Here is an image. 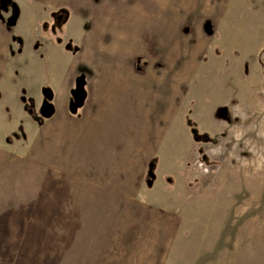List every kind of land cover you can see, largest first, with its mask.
I'll return each instance as SVG.
<instances>
[{"label": "rangeland", "instance_id": "374dc122", "mask_svg": "<svg viewBox=\"0 0 264 264\" xmlns=\"http://www.w3.org/2000/svg\"><path fill=\"white\" fill-rule=\"evenodd\" d=\"M33 9L40 17L44 13L35 32ZM76 22L78 45L70 35L59 36L62 28L71 34ZM56 37L67 40L60 43H67V51H76L67 56L65 50L53 51L43 62V75L47 64H63L60 73L70 74L83 62L105 64L116 80L146 78L147 93H154L155 104L163 100L155 107L164 115L151 116L153 102L144 98L142 116L134 115L141 119L132 125L133 137L140 135L148 146L158 123L169 116L168 130L178 133L162 134L156 147L164 140L158 156L167 164L154 190L157 202H148L158 213L148 208L146 224L161 235L141 263L131 240L109 242L111 258L118 260L111 264H264V0H0V125L5 129L0 141L40 161L51 156L42 138L47 118L39 117L33 94L19 91L34 65L30 60L41 58ZM143 66V76H133V68L141 72ZM178 69L180 82L171 84ZM84 73L78 65L76 81ZM5 84L13 94L3 92ZM192 128L202 136L193 137ZM156 167L149 163V175ZM61 185L42 176L32 189L44 193ZM29 237L34 255H0V264H71L63 252L57 257L48 250L45 256L38 238ZM94 238L89 244L86 236H61L63 244L77 248V264H110L101 237L94 233Z\"/></svg>", "mask_w": 264, "mask_h": 264}, {"label": "crops", "instance_id": "0c3cea01", "mask_svg": "<svg viewBox=\"0 0 264 264\" xmlns=\"http://www.w3.org/2000/svg\"><path fill=\"white\" fill-rule=\"evenodd\" d=\"M32 14V28L35 32L34 26L40 24L38 20L44 21V13L40 17L37 15L40 13L33 9ZM79 28L80 25L76 22L71 34H68L67 28H62V33L58 31L59 36L70 35L78 45V32L81 30ZM56 38L55 43H51L42 52L43 58L34 55L33 60H30L34 65L27 71L26 87L19 91H25L27 96L33 94L37 109L43 104V88L50 92L46 100L51 105V116L43 123L42 138L51 156L40 161L21 153L22 151L14 148L12 143L4 144L0 141V255L10 259L16 256L27 259L34 255V245L29 239L31 235L38 238L44 246L45 256L48 250L57 257L59 252H63L70 255L71 264H77V248L71 243L63 244L61 236H86L89 238L87 243L90 244L95 239L94 233H97L103 239L98 238L104 246L103 251H107L109 255L106 262L118 263L117 259L111 258L114 250L109 242L121 241L126 244L127 240H131V245L136 246L135 251L131 252L141 263L149 256L147 247H151V243L161 235L157 227L146 224L149 210L158 213V207L149 205L148 202H157V181L165 176L163 165L167 164L161 163L158 156L164 152V140L159 148L156 147L161 143L162 134L165 137L166 133L172 136L178 133L168 130L167 126L171 124L169 116L158 123L156 138L153 143L149 142L148 146L140 135L133 137L131 128L142 116L144 98L152 100L151 98L155 97L150 90L147 93L146 78L124 77L116 80L110 76V69L105 64L83 62L74 64L70 74L65 71L60 73L64 68L63 64H47L43 75V62L48 60L53 51L65 50L63 53L66 56L76 51H67V43L60 44L67 40ZM82 39L81 37L80 41ZM78 65H82L85 70L84 78L80 80L83 82L85 99L78 109L76 107V112L71 113L70 105L78 82ZM144 68L145 66L141 72L133 68V76H143ZM131 70L132 67L129 73ZM172 77L171 84L176 83V80L180 82L179 69ZM40 86L42 87L39 90ZM3 92L13 94L14 88L9 89L5 84ZM152 102L150 115L162 118L164 113L157 111L155 105H162L163 100L155 104L153 99ZM138 114L141 116L136 119ZM144 123L151 129L147 120ZM163 124L165 128L159 129ZM4 132L5 129L0 125V135ZM28 153L30 154L29 151ZM151 162H155L157 167L149 175L148 165ZM175 162L177 160L173 159L170 167ZM133 170L137 171V175L132 176ZM42 176L45 181L60 180L63 185L44 193L36 192L32 189L33 183ZM24 190L28 194H24ZM100 214L104 220H101ZM37 222L42 224L37 225ZM37 228H43V232H36ZM108 229L111 230L109 236ZM117 229L118 236L115 232ZM131 229V235L126 239L125 234ZM21 237H25L27 241H22ZM121 253L122 251L118 256H121ZM120 262L124 264L125 261Z\"/></svg>", "mask_w": 264, "mask_h": 264}, {"label": "water", "instance_id": "95a60500", "mask_svg": "<svg viewBox=\"0 0 264 264\" xmlns=\"http://www.w3.org/2000/svg\"><path fill=\"white\" fill-rule=\"evenodd\" d=\"M85 99V91L82 81L76 83L75 95L73 96V102L70 105V112H76V106L82 105ZM39 115L41 118H49L51 116V111L46 104H43L40 108Z\"/></svg>", "mask_w": 264, "mask_h": 264}, {"label": "trees", "instance_id": "16d2710c", "mask_svg": "<svg viewBox=\"0 0 264 264\" xmlns=\"http://www.w3.org/2000/svg\"><path fill=\"white\" fill-rule=\"evenodd\" d=\"M49 94H50L49 90L43 88V90H42L43 104H46V105L48 106V108L51 109L50 102H48V101L46 100V96H48ZM33 116H36V114H34ZM40 121H41V120H40ZM190 126H192V125L190 124ZM191 134H192V136L195 137V138H196V137H201V136H202V134H200V133L198 132V130H196L195 128H192ZM204 135H205V134H203V136H204ZM205 136H206V135H205Z\"/></svg>", "mask_w": 264, "mask_h": 264}, {"label": "flooded vegetation", "instance_id": "af4514ba", "mask_svg": "<svg viewBox=\"0 0 264 264\" xmlns=\"http://www.w3.org/2000/svg\"><path fill=\"white\" fill-rule=\"evenodd\" d=\"M39 109V108H38Z\"/></svg>", "mask_w": 264, "mask_h": 264}]
</instances>
